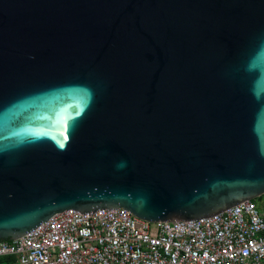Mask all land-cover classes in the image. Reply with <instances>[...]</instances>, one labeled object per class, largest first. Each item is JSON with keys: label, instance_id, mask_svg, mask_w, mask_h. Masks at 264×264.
I'll return each mask as SVG.
<instances>
[{"label": "water", "instance_id": "water-1", "mask_svg": "<svg viewBox=\"0 0 264 264\" xmlns=\"http://www.w3.org/2000/svg\"><path fill=\"white\" fill-rule=\"evenodd\" d=\"M262 196L264 0H0V242Z\"/></svg>", "mask_w": 264, "mask_h": 264}, {"label": "built area", "instance_id": "built-area-1", "mask_svg": "<svg viewBox=\"0 0 264 264\" xmlns=\"http://www.w3.org/2000/svg\"><path fill=\"white\" fill-rule=\"evenodd\" d=\"M4 264H264V208L245 201L213 217L149 223L123 209L66 210L15 241Z\"/></svg>", "mask_w": 264, "mask_h": 264}, {"label": "trees", "instance_id": "trees-1", "mask_svg": "<svg viewBox=\"0 0 264 264\" xmlns=\"http://www.w3.org/2000/svg\"><path fill=\"white\" fill-rule=\"evenodd\" d=\"M264 198V196H262L261 198H258V199H255V200H253V202H255V203H257V201L259 202V206L260 207H262V208H264V203L262 204L261 203V200ZM6 242H10V241H6ZM10 261V259L9 258H7V257H0V264H4V263H8Z\"/></svg>", "mask_w": 264, "mask_h": 264}, {"label": "rangeland", "instance_id": "rangeland-1", "mask_svg": "<svg viewBox=\"0 0 264 264\" xmlns=\"http://www.w3.org/2000/svg\"><path fill=\"white\" fill-rule=\"evenodd\" d=\"M257 203L259 204V202L257 201ZM261 203L263 204L264 203V198L261 200Z\"/></svg>", "mask_w": 264, "mask_h": 264}, {"label": "snow or ice", "instance_id": "snow-or-ice-1", "mask_svg": "<svg viewBox=\"0 0 264 264\" xmlns=\"http://www.w3.org/2000/svg\"><path fill=\"white\" fill-rule=\"evenodd\" d=\"M66 138V137H65Z\"/></svg>", "mask_w": 264, "mask_h": 264}]
</instances>
